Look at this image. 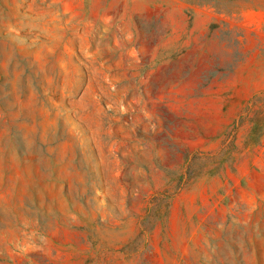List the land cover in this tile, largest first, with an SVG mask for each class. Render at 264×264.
Instances as JSON below:
<instances>
[{"label":"rangeland","instance_id":"rangeland-1","mask_svg":"<svg viewBox=\"0 0 264 264\" xmlns=\"http://www.w3.org/2000/svg\"><path fill=\"white\" fill-rule=\"evenodd\" d=\"M264 0H0V264H264Z\"/></svg>","mask_w":264,"mask_h":264},{"label":"crops","instance_id":"crops-1","mask_svg":"<svg viewBox=\"0 0 264 264\" xmlns=\"http://www.w3.org/2000/svg\"><path fill=\"white\" fill-rule=\"evenodd\" d=\"M261 144H260V153H261V156L264 157V136L263 138L261 139Z\"/></svg>","mask_w":264,"mask_h":264}]
</instances>
